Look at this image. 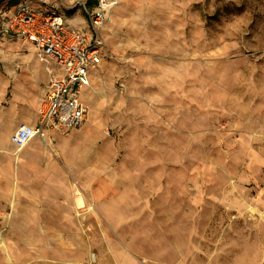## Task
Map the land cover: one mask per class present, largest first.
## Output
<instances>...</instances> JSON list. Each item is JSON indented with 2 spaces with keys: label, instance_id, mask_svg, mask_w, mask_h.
<instances>
[{
  "label": "rangeland",
  "instance_id": "rangeland-1",
  "mask_svg": "<svg viewBox=\"0 0 264 264\" xmlns=\"http://www.w3.org/2000/svg\"><path fill=\"white\" fill-rule=\"evenodd\" d=\"M108 3L87 118L52 143L11 142L46 73L0 34V264H264V0Z\"/></svg>",
  "mask_w": 264,
  "mask_h": 264
},
{
  "label": "built area",
  "instance_id": "built-area-1",
  "mask_svg": "<svg viewBox=\"0 0 264 264\" xmlns=\"http://www.w3.org/2000/svg\"><path fill=\"white\" fill-rule=\"evenodd\" d=\"M73 1L86 18L85 29L71 27L65 14L46 0H0V34L31 44L47 73L37 123L21 124L11 136L17 150L34 138L48 144L50 135L66 136L87 118L82 93L90 86V72L102 59L98 30L110 5L108 0H95L90 8L87 0Z\"/></svg>",
  "mask_w": 264,
  "mask_h": 264
},
{
  "label": "crops",
  "instance_id": "crops-1",
  "mask_svg": "<svg viewBox=\"0 0 264 264\" xmlns=\"http://www.w3.org/2000/svg\"><path fill=\"white\" fill-rule=\"evenodd\" d=\"M84 26H85V27H84ZM84 26H83L84 29L87 28V22H85ZM38 66H39V68H40V64L36 66V71H37V69H38ZM42 67L44 68L43 65H42ZM44 70H45V68H44ZM93 71H94V70H93ZM93 71L90 72L89 80L91 79V75H92ZM45 73H46V71H45ZM46 80H47V73H46V75L44 76L43 79H41V80H37V81H35L34 84H32V87L34 88L35 91L38 90L39 85L42 86V96H44V94H45V84H46ZM26 86L28 87L26 91H27V93H28V95H29V92H30V89H31V88H29V87H30V84L27 83ZM87 88H88V87H87ZM87 88H86V89H87ZM83 101H84V100H83ZM84 103H85V102H84ZM34 105H37V103H34ZM37 119H38V113H37V114L35 113L33 116L26 115V116H24V117L20 120V123H26V125H35V124L37 123ZM51 136H52V135L48 136V138H47V141H49V143H52V137H51ZM34 139H38V138H34ZM32 140H33V139H32ZM32 140H31V141H32ZM39 140H40V139H39ZM31 141H30V142H31ZM27 144H28V143H27ZM35 159H36L35 156H31V157L29 156V157H27V160H35Z\"/></svg>",
  "mask_w": 264,
  "mask_h": 264
},
{
  "label": "bare ground",
  "instance_id": "bare-ground-1",
  "mask_svg": "<svg viewBox=\"0 0 264 264\" xmlns=\"http://www.w3.org/2000/svg\"><path fill=\"white\" fill-rule=\"evenodd\" d=\"M76 195L78 196L76 208L78 210H81L85 207V204L83 199L81 198V194L79 193V191L76 193Z\"/></svg>",
  "mask_w": 264,
  "mask_h": 264
},
{
  "label": "trees",
  "instance_id": "trees-1",
  "mask_svg": "<svg viewBox=\"0 0 264 264\" xmlns=\"http://www.w3.org/2000/svg\"><path fill=\"white\" fill-rule=\"evenodd\" d=\"M96 5V2L94 1V4H93V6L92 7H94Z\"/></svg>",
  "mask_w": 264,
  "mask_h": 264
}]
</instances>
